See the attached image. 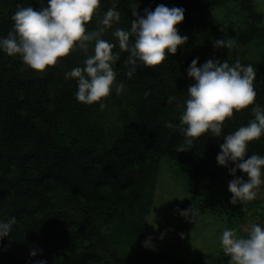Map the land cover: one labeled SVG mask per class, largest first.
Returning a JSON list of instances; mask_svg holds the SVG:
<instances>
[{"label":"trees","instance_id":"obj_1","mask_svg":"<svg viewBox=\"0 0 264 264\" xmlns=\"http://www.w3.org/2000/svg\"><path fill=\"white\" fill-rule=\"evenodd\" d=\"M233 1L117 0L119 28L125 30H130L135 7L141 16L144 9L154 11L160 4L184 8V20L176 27L187 41L161 65L144 67L138 61L131 77L126 75L130 53L121 51L118 44L113 52L119 59L113 67L116 84L122 83L123 89L104 98L103 108L99 102H79L76 80L66 78L74 67H83V51L71 52L43 72L23 62L15 64L18 55L0 52V221L16 218L11 233L0 239V264L41 260L46 264H161L166 258L172 264H229L222 250L188 259L166 252L150 254L139 246L153 200L151 173L156 160L178 159L189 165L195 178L207 175L204 170L208 169L230 173L217 162L223 136L252 118L251 106L234 112L220 137L205 133L187 150L177 151L185 137L176 125L187 88L194 83L187 75L191 61L199 57L197 66L208 59L252 64L256 102L264 106V55L246 57L240 49L257 32L253 22L259 17L257 4L245 0L250 19L240 16L221 22L207 15L195 17L201 9ZM27 6L39 9L40 0H0V36L13 29V14ZM101 6L112 7L108 0H102ZM98 19L89 21L87 29L96 30ZM221 38L229 42L227 46L214 48L213 42ZM169 97L175 98L171 104ZM126 104L131 110H124ZM109 106L120 107L121 115L110 123L103 117L104 123L102 115ZM169 121L172 128L165 127ZM253 153L264 155V136L249 144L245 159ZM233 166L230 162L229 167ZM241 173L237 169L236 175ZM38 182L48 192L62 195V204L35 202L44 196L33 187ZM126 247L133 248L134 254H126ZM33 250L35 256L30 254Z\"/></svg>","mask_w":264,"mask_h":264},{"label":"clouds","instance_id":"obj_2","mask_svg":"<svg viewBox=\"0 0 264 264\" xmlns=\"http://www.w3.org/2000/svg\"><path fill=\"white\" fill-rule=\"evenodd\" d=\"M40 8L20 7L12 16L13 29L6 36H0V52L9 56H19L22 62L33 70L43 72L55 66L61 58L80 50L85 53L83 67L77 66L67 72L66 78L77 82L75 97L79 102L93 104L99 102L113 90L119 93L123 84H116L113 65L119 54L113 52L116 45L102 38L106 28H112L121 21V13L115 6L104 12L97 30H88L87 24L99 13L102 0H40ZM185 9L167 7L160 4L154 11L144 9L141 16L136 7L131 10L130 30L117 27L113 35L118 38L121 51L130 54L127 63L131 68L126 73L131 77L136 71L138 61L144 67H155L165 61L168 54H175L178 46H183L187 36L179 34L176 27L184 20ZM224 38L213 42L214 48L227 46ZM92 47V54H88ZM167 50V52H166ZM199 57L193 59L187 69L188 77L194 80L186 91L184 110L176 125L184 134V141L177 151L187 150L202 134L210 133L220 137L227 120L234 112L250 107L252 118L247 124L223 136L221 152L217 162L229 168L234 177L228 184L233 194L231 203L245 204L257 197L258 190L264 186V155L253 153L245 159L248 146L253 140L264 136V106L256 102L253 81L256 69L252 64H242L239 59L234 64L227 60L208 59L197 66ZM149 93L145 92V96ZM175 98L169 97L171 104ZM172 122L165 127L172 128ZM233 167H229V164ZM237 169L247 174L248 179L237 176ZM191 219L196 210H190ZM188 216V211H182ZM16 218L0 221V239L12 231ZM244 235H237L236 229L225 228L220 237L223 253L229 257V264H264V224L251 223L244 228ZM147 243V241H146ZM35 256L33 250L30 253ZM37 264H46L44 260Z\"/></svg>","mask_w":264,"mask_h":264},{"label":"rangeland","instance_id":"obj_3","mask_svg":"<svg viewBox=\"0 0 264 264\" xmlns=\"http://www.w3.org/2000/svg\"><path fill=\"white\" fill-rule=\"evenodd\" d=\"M112 7L117 0H108ZM257 4L256 11L259 17L254 20L257 28L256 34L240 45L246 57L260 58L264 55V0H252ZM248 1L234 0L222 7L204 8L195 14L196 18L207 15L215 21L227 22L237 20L240 16L250 19L246 5ZM104 10L101 6L99 13L95 15L102 18ZM124 15L126 14L123 13ZM93 18H96V17ZM99 19L94 22L97 30L103 27ZM119 27L114 24L112 28H106L102 38L112 42L118 47V38L113 33ZM114 47V49L116 48ZM20 57L15 64H21ZM124 110H131L129 105H124ZM121 115V109L109 106L107 112L102 115L108 123L116 121ZM104 117V118H103ZM104 119V123L106 122ZM151 177L153 181V200L150 204L145 230L139 248L152 252H166L175 257L194 258L197 254L215 253L222 250L220 237L225 228L236 229L237 235H244V228L251 223L264 224V186L258 190L257 197L245 204L231 203L232 193L228 189L229 182L234 178L230 173L214 172L211 169L204 170V174L195 178L190 174V167L178 159L159 158L155 162ZM34 175L37 174L34 168ZM248 179L246 173L240 175ZM208 178V179H207ZM34 188L44 193L41 200L35 202L53 201L62 204V195L48 192L40 182L33 185ZM40 199V198H39ZM196 210L194 219H191V209ZM182 211H188L186 217ZM95 217V216H94ZM97 221V220H96ZM101 225V220L97 221ZM110 237V236H109ZM110 239H113L111 236ZM147 241V243H146ZM125 247V246H124ZM126 254H134L130 247L124 249ZM206 255V254H205ZM95 264V263H94ZM161 264H172L169 259L161 261Z\"/></svg>","mask_w":264,"mask_h":264}]
</instances>
